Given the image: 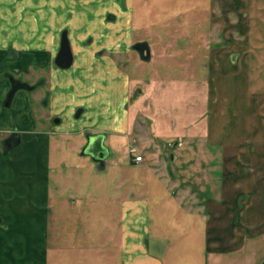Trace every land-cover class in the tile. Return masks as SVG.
<instances>
[{
	"label": "crops",
	"instance_id": "0c3cea01",
	"mask_svg": "<svg viewBox=\"0 0 264 264\" xmlns=\"http://www.w3.org/2000/svg\"><path fill=\"white\" fill-rule=\"evenodd\" d=\"M41 1L44 16L54 24L57 19L63 23L65 2L77 11L67 30L74 62L68 74L55 63L64 24L47 34L34 35L32 30L21 39H3L1 43L0 264H260L264 260V47L258 42L264 45V31H256L252 24L244 28L249 32L235 28V34L238 31L240 35L235 37L234 31L228 35L233 41L232 55L238 58L230 62L224 57L226 48H221V71L230 73L225 86L229 98L221 107V159L215 154L213 159L206 156L188 161L182 180L177 170L179 156L172 155L169 160L166 143L179 135L172 134L175 123H169L167 131L159 134L163 138L155 133L154 122L152 128L139 131L134 122H128L130 106L123 108L120 116L108 99V104H101L106 118H102L103 129L56 130L45 127L43 117L37 115L40 107L48 104L44 103L46 97L50 99L53 94L57 101L63 94L60 89L79 84L80 77H98L97 82L109 92L122 87L124 97H131L133 88L125 70L117 72L123 77L122 84L110 78L108 67L100 71L94 66L102 44L94 47V37L87 43L93 42L91 46L84 41L95 24L105 29L111 26L106 41L111 43L107 53L113 58L130 56L132 45L147 42L152 60L157 56L172 59L176 47H164L161 40L155 52L150 42L136 38L135 29L130 28L135 23L131 9L134 0H126L129 9L125 11L121 0ZM107 14L108 21L116 22L107 24ZM253 17L240 15L233 24L237 27ZM84 24L89 26L86 30ZM106 60L113 67L118 65L115 59ZM165 64L175 63L168 58L163 64L172 71ZM9 75L26 83L25 78L36 75L44 80L38 89L19 90L11 107H5L12 87ZM141 100L136 90L134 101L141 104ZM12 135L19 143L7 149L5 142ZM88 135L103 138L107 156L104 167L92 153L84 152ZM136 136L140 137L136 146L142 153L152 151V156L145 154L141 162L135 161L141 152L133 151ZM68 151L70 162L65 159ZM136 182L140 188L134 191ZM151 184H159V190H151ZM165 199L176 201L173 207L169 205L171 209L152 210V204ZM178 220L181 224L177 225ZM188 246H192L191 255H186L190 254Z\"/></svg>",
	"mask_w": 264,
	"mask_h": 264
},
{
	"label": "rangeland",
	"instance_id": "374dc122",
	"mask_svg": "<svg viewBox=\"0 0 264 264\" xmlns=\"http://www.w3.org/2000/svg\"><path fill=\"white\" fill-rule=\"evenodd\" d=\"M255 1H257L256 7L253 5ZM220 2L224 5L222 8L219 5ZM134 3L135 7L133 6L131 9L135 23L130 28L135 29L133 32L136 38H144L150 42L151 46L155 48V52L158 49L155 45L159 43L158 41L163 40L164 47H167V44L173 45V48L176 47L173 49L175 56L172 55V59L168 56H157V59L154 57L153 60L145 61L138 57L140 55L138 51L132 49L137 44L135 43L131 46L130 56L120 54L113 58L107 53L111 49V43L106 41V35L112 32L111 26L105 29L99 23L95 24L90 30L91 34L84 41L87 46L93 45V42L94 47L98 43L102 44V48L97 51L98 58L94 66L100 71L108 67L110 78L114 81L119 80L122 84L123 77L117 72L118 69L125 70L133 88L131 99L127 100L124 97L122 87L109 92V89L102 86L101 81L97 82L98 77L93 76L94 80L80 77L79 84H70L69 87L60 89L63 94L57 98V101L54 100L53 94L50 99L46 97L44 103L48 102V104L41 106L37 115L40 119L43 117L41 122L45 127L56 130L74 131L89 126L103 129L106 118L102 112L101 104H108L106 101L108 99L111 102L110 107H115L120 116H122V109H127L130 106V109L126 111L129 117L128 122L131 125L134 122L139 131L144 128H152L154 122V127L157 129L155 133L159 136L167 131L169 123H172L173 126L175 123L176 131L172 134L174 136L177 132L179 135L166 142L169 150L168 159L171 160L172 155L179 156L178 161L180 162H178L177 170L179 177L182 175V180H185L184 174L188 169V161L206 159V156L213 159L211 157H215V154L219 155L217 159H221V107H224L229 98L225 86L227 77L230 75V73L221 71V48H226L227 55L224 57L233 62L238 56L232 55L233 41L229 40L228 35L232 34L231 32L235 28H240V31H248L247 28L244 29L245 26L248 25L247 27L250 28L252 24L256 31H264V0H134ZM64 5L66 6L62 12L56 9L61 14H65L64 18L61 17L63 23L57 19L55 26L53 21L44 16L40 0H0V48H3L1 46L3 39H21L32 33V30L34 35L47 34L51 30H56L55 27L58 28L60 24L66 25L65 29L61 31L60 36L62 37L68 27L69 29L72 27V20L77 17L74 7H69L68 2H65ZM121 6L124 11L129 9L126 0H121ZM99 7L94 13L97 14ZM252 13L255 14V17ZM96 14H94L95 17H97ZM108 14L105 17L106 23L116 22L108 21L110 19ZM240 15L253 18L246 20L247 23H241L235 27L233 21L239 19ZM72 17L73 19H71ZM86 24H84L83 30L89 27ZM102 28L106 31L101 30ZM102 31L103 33H101ZM122 31L125 32L124 27H122ZM208 31L209 37L207 36ZM97 33H101V37H98ZM236 35H240V33L236 31L235 34L234 31V36L236 37ZM92 37H94L93 42L87 44ZM258 43L259 47H264L261 41ZM168 52L170 53L172 50L169 49ZM214 52L213 62L211 57ZM168 58L172 63H175L170 66L165 64L172 71H167L166 66L163 65L168 61ZM260 58H263L262 54ZM106 59H115L118 65L113 67ZM227 67H223L224 70ZM61 71L68 74L71 69H62ZM46 73L47 77H51L49 72ZM73 74L81 76L79 73ZM37 75L40 76V73L38 72ZM37 75L25 78L29 84L36 85L38 83L36 89L42 87L41 83L44 80L42 77L40 81ZM9 80L12 84L10 75ZM136 90L142 98L141 104L134 101ZM222 92L224 95H221ZM117 95L119 96L116 97ZM222 96H224L223 99ZM83 109L84 112L79 116ZM155 117L159 118L155 119ZM57 120L60 122L57 123ZM126 124L127 117L124 120V126ZM180 133L184 135L181 136ZM148 138L149 136H147V140ZM155 141L158 140L155 139ZM140 143V137H134L132 144L136 146ZM155 144L157 147L158 143ZM204 147L209 152L204 153L206 151ZM134 149L133 151L136 153L141 150L137 146ZM140 152L143 157L145 154L152 156V151L145 154ZM65 154L66 162H70L71 153L68 151ZM178 180L180 181V179ZM137 183L134 191L140 188V184ZM158 186L159 184H151V190L158 191ZM166 186L171 188L168 183ZM209 194L212 195L211 191ZM174 202L176 201L168 199L157 201L152 204L154 205L152 210H168V206L173 207ZM177 202L180 204V199H177ZM176 224H181V222L178 220ZM190 250H192V246L191 248L188 246L187 252L189 253ZM186 255H191V251Z\"/></svg>",
	"mask_w": 264,
	"mask_h": 264
},
{
	"label": "water",
	"instance_id": "95a60500",
	"mask_svg": "<svg viewBox=\"0 0 264 264\" xmlns=\"http://www.w3.org/2000/svg\"><path fill=\"white\" fill-rule=\"evenodd\" d=\"M134 49L139 52L143 60L145 61L151 60L152 50H151L150 45L147 42L137 43L134 46ZM73 62H74V55L72 51L71 42L68 36V32L65 31L62 35L61 47L56 57L55 63L58 67L62 69H70L73 65ZM10 78L12 81V87L6 97V100L4 103L5 107H11L13 99L19 90L31 91L38 87L37 85H30L29 83L16 79L12 75L10 76ZM88 137H89V144L84 152L92 153L94 160L97 161L102 167H104L105 162L107 160V156H106V149L104 148V145H103V138L96 139L95 135H88ZM18 143L19 141H15V135H12L9 139L6 140L5 145L7 149H12ZM96 146L102 147V148L97 150L95 149Z\"/></svg>",
	"mask_w": 264,
	"mask_h": 264
},
{
	"label": "built area",
	"instance_id": "2783aa9c",
	"mask_svg": "<svg viewBox=\"0 0 264 264\" xmlns=\"http://www.w3.org/2000/svg\"><path fill=\"white\" fill-rule=\"evenodd\" d=\"M136 160H137L138 162H139V161H142V160H143V156H142V155H137ZM261 264H264V261H263Z\"/></svg>",
	"mask_w": 264,
	"mask_h": 264
}]
</instances>
